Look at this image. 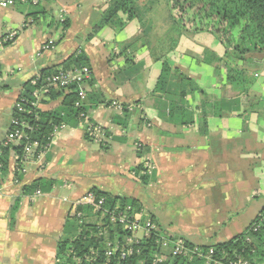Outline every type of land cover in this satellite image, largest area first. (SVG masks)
<instances>
[{
	"label": "crops",
	"instance_id": "0c3cea01",
	"mask_svg": "<svg viewBox=\"0 0 264 264\" xmlns=\"http://www.w3.org/2000/svg\"><path fill=\"white\" fill-rule=\"evenodd\" d=\"M112 6L14 0L3 7L0 0V145L30 82L45 70L76 67L72 56L85 57L93 71L80 90L90 120L106 131L94 142L80 120L63 124L46 152L24 153L19 162L10 150L0 165V264H56L68 220L78 212L96 226L100 220L77 206L93 189L137 201L161 231L201 247L243 234L261 212L254 204L264 197V51L238 62L250 83L242 92L227 84V45L215 34L173 24L181 38L164 59L152 50L144 18L119 12L118 22L101 26ZM48 41L54 48L39 56ZM165 61L172 73L160 92ZM62 103L43 96L38 107L49 112ZM142 164L155 168L146 185L133 175ZM38 180L40 188L25 191Z\"/></svg>",
	"mask_w": 264,
	"mask_h": 264
},
{
	"label": "trees",
	"instance_id": "16d2710c",
	"mask_svg": "<svg viewBox=\"0 0 264 264\" xmlns=\"http://www.w3.org/2000/svg\"><path fill=\"white\" fill-rule=\"evenodd\" d=\"M170 3L172 8L180 11L182 21L193 24L195 31L212 32L226 43L227 84L240 88L242 92L247 90L250 87L249 79L245 76V70L238 65V62L244 60L246 54L262 53L264 51V0H170ZM119 12L127 14L131 20L136 18L137 11L134 0H113V6L101 26L108 25L111 21H114L113 18L118 22L119 20L116 17ZM68 61L75 64L76 67L87 65L83 56L76 58L72 56ZM70 68L68 66L63 69ZM57 70L43 71L41 73L42 79L44 80L46 76L56 73ZM171 73L172 68L165 61L156 91L166 92ZM89 82L91 81L87 83ZM80 87L81 85H73L65 89L52 88L49 91L47 96L51 100L63 98L60 109L42 112L39 107L26 106L21 117L31 126V129L25 131L32 140L38 141L44 147L50 142L55 126L63 124L75 126L79 123L82 113L88 114L89 107L86 106V101L82 108L76 107ZM33 91L34 88L28 87L23 97L32 100L31 94ZM24 145L25 142L22 141L16 148H13L14 145H12L10 148L3 149V154L0 156V165L2 167L8 165V155L11 149L17 151L20 162L25 153ZM144 168L145 165H140L135 173L141 183L146 185L149 183L150 176L142 175V172L145 171ZM41 185L42 181L38 180L32 186L25 188V191L34 192ZM92 191L97 197L105 199L108 208H114L118 205L125 208L130 205L134 214L139 215L142 211V207L135 200L113 197L96 189ZM97 214L104 223L101 228L106 227L107 235L99 237L98 227L85 220L82 224L80 218L69 219L64 227L63 236L58 242L56 264H154L158 256L164 257L165 261L162 264H207L205 260L199 258L190 260V258L183 255L174 257L172 247L163 248L161 240L156 234L140 238L132 246L133 254L124 261L120 259L119 252L108 257L109 241L113 243L119 241L122 245L123 239L132 234L124 231L119 225H111L107 218L102 219L101 215ZM152 221L156 223L154 220ZM157 226L159 225L157 224ZM162 232L170 238H175V236L166 234L165 231ZM181 239L185 240L182 237ZM185 241L187 247L194 246L187 240ZM203 247L205 249L213 248L215 250L213 258L224 264H229L238 259H244L248 264H264V209L261 210L243 234L227 242ZM92 253L96 254V260L94 261L89 260Z\"/></svg>",
	"mask_w": 264,
	"mask_h": 264
},
{
	"label": "built area",
	"instance_id": "2783aa9c",
	"mask_svg": "<svg viewBox=\"0 0 264 264\" xmlns=\"http://www.w3.org/2000/svg\"><path fill=\"white\" fill-rule=\"evenodd\" d=\"M21 1L27 2V0ZM13 2L14 0H1V5L3 7H8ZM16 35L17 32L13 31L9 33L5 38L8 41H13ZM52 48H54V43L52 41H48L42 46L38 55L41 56L43 53L51 50ZM92 75L93 71L89 66L73 67L70 69L61 68L58 69L56 73L46 76L44 80L42 79L41 74H38L31 81V86L34 88V91L31 94L32 100H29L28 98L22 96L19 98L16 104L15 115L10 123V130L0 145V156H2L3 154V149L10 148L12 145L18 144L22 141L25 142L24 152L26 155L46 152L50 147L52 140L58 134L59 130L64 128V125L55 126L54 131L51 135L50 142L42 147L38 141L32 140L30 135L25 131L26 129H31V126H29L22 119L21 114L25 112V108L27 105L38 107L41 98L43 96L48 97L47 94L52 88L65 89L73 85L82 86L92 79ZM86 100L87 91L80 90L79 100L76 103V107L82 108ZM114 106L118 109H122V106L120 104H114ZM80 120L81 122L86 124L87 135L90 139L97 143L103 141L106 135V131L104 130V128L97 124H94L90 120L88 114L82 113L80 115ZM154 169L155 168L152 165L146 164L144 168L145 171L142 172V175H150L154 171ZM133 175H136V173H134ZM105 202L106 201L103 197H97L94 192H89L84 198L77 202V206H87L93 208L96 213H99L101 215L102 219L107 218L111 225H119L123 228L124 231L132 234L130 236H126L123 239L124 242L122 241V245H120L121 242L119 241H115L113 243L108 240V245L110 247V249L107 251L108 257H111L115 253L119 252L120 259L124 261L133 254L132 246L140 238H142L143 236L156 234L161 240V246L163 248L167 249L169 247H172V255L174 257L183 255L187 258H190V260L194 258L205 260L207 264H224L221 261L213 258L215 252L213 248L205 249L204 247L195 245L190 248L187 247L186 241L181 239L180 237L170 238L164 235L163 232L161 233V230L156 223H154L149 218L146 219L142 211L139 215H136L133 213V208L130 205L126 206L125 208L121 205H118L114 208H108L106 207ZM76 217L82 219L83 224V213L78 212L76 214ZM102 226H104V223L102 220H100L97 224V227L99 229V237H105L107 235L106 227L101 228ZM256 230L257 229L255 228V231ZM114 231L117 232L116 230ZM140 231H142V233L144 234L142 237L139 236ZM89 260H96V254L92 253V256L89 257ZM164 261L165 260L163 256H158L154 264H162ZM229 264H248V262L244 259H238L237 261L231 262Z\"/></svg>",
	"mask_w": 264,
	"mask_h": 264
},
{
	"label": "rangeland",
	"instance_id": "374dc122",
	"mask_svg": "<svg viewBox=\"0 0 264 264\" xmlns=\"http://www.w3.org/2000/svg\"><path fill=\"white\" fill-rule=\"evenodd\" d=\"M139 1V2H138ZM134 0V6L137 11V17L146 23V31H153L152 38V50L154 53L157 51L163 52V58L166 59L165 52H170L175 49L177 43L180 41V34L178 33V26L183 28V23L187 24V21H182L180 11L172 8L170 0ZM169 2V3H168ZM170 23V27L167 25ZM177 24L178 26H173ZM194 32V26L192 23L187 24ZM203 32V31H198ZM210 34H214L210 32ZM193 36V35H192ZM202 35H194V39H202ZM183 42V41H182ZM257 202L254 207L258 211L264 207V197L256 198ZM140 237L144 234L140 231Z\"/></svg>",
	"mask_w": 264,
	"mask_h": 264
}]
</instances>
